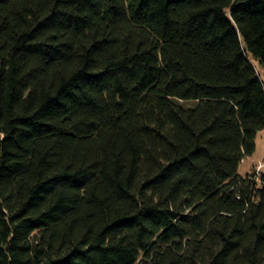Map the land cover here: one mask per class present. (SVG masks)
I'll list each match as a JSON object with an SVG mask.
<instances>
[{
    "label": "trees",
    "instance_id": "obj_1",
    "mask_svg": "<svg viewBox=\"0 0 264 264\" xmlns=\"http://www.w3.org/2000/svg\"><path fill=\"white\" fill-rule=\"evenodd\" d=\"M264 0H0V264H264Z\"/></svg>",
    "mask_w": 264,
    "mask_h": 264
},
{
    "label": "rangeland",
    "instance_id": "obj_2",
    "mask_svg": "<svg viewBox=\"0 0 264 264\" xmlns=\"http://www.w3.org/2000/svg\"><path fill=\"white\" fill-rule=\"evenodd\" d=\"M258 134L259 135L256 141V152L251 156H247L241 162L239 173L243 176L256 169L260 163H264V130L259 131ZM262 173H264V165L261 168L260 174Z\"/></svg>",
    "mask_w": 264,
    "mask_h": 264
},
{
    "label": "built area",
    "instance_id": "obj_3",
    "mask_svg": "<svg viewBox=\"0 0 264 264\" xmlns=\"http://www.w3.org/2000/svg\"><path fill=\"white\" fill-rule=\"evenodd\" d=\"M264 165V163H260V165L254 169L251 174L253 175V178H255V180H257L258 182L260 181V172H261V168Z\"/></svg>",
    "mask_w": 264,
    "mask_h": 264
}]
</instances>
